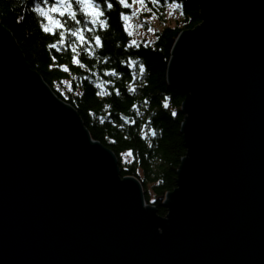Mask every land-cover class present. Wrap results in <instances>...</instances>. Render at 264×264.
I'll list each match as a JSON object with an SVG mask.
<instances>
[{
    "label": "water",
    "instance_id": "obj_1",
    "mask_svg": "<svg viewBox=\"0 0 264 264\" xmlns=\"http://www.w3.org/2000/svg\"><path fill=\"white\" fill-rule=\"evenodd\" d=\"M196 1L164 216L0 23V264H264V0Z\"/></svg>",
    "mask_w": 264,
    "mask_h": 264
},
{
    "label": "trees",
    "instance_id": "obj_2",
    "mask_svg": "<svg viewBox=\"0 0 264 264\" xmlns=\"http://www.w3.org/2000/svg\"><path fill=\"white\" fill-rule=\"evenodd\" d=\"M175 2L181 5V17L177 21L181 25H177V22L173 26L164 25L155 32L151 44H139V47L130 50L133 55L139 53L146 66L142 76L138 66L135 69L137 78L133 83L136 90L130 93L126 90V83L132 70H128V74L122 78L103 75L105 68L124 70L125 66L118 62L130 54L124 48V43L130 38L122 34L117 26L116 14L119 9L109 13L111 27L103 34L104 47L97 51L95 59H84L83 62L88 65L86 70L71 63V53L63 50L64 46H61L60 52L46 47L55 43L58 37L37 33L27 0L24 3L21 0H0V23L11 32L30 68L41 75L58 98L76 110L91 137L115 154L121 175L138 178L145 201L152 203L159 215H164L166 211L160 198L175 187V171L185 154L179 133L183 119L180 105L184 95L168 85L166 65L172 42L179 31L200 23L196 0ZM164 3L165 0H159V3H155L156 9L162 11ZM163 17L160 15V18ZM51 56H56V60H52ZM105 56L110 59L104 60ZM62 64L67 67V71L60 67ZM99 79L115 80L112 87L120 89L121 96H98L96 93L99 89L94 85ZM133 102L137 104L135 110L130 106ZM165 102L167 108L164 107ZM105 103L112 106L105 109ZM172 110L176 111L175 116L171 115ZM125 117H128L127 121ZM141 127L145 131L144 137L140 134ZM149 127L155 130V136L147 132ZM129 149L130 154L127 152ZM122 155L128 156L126 163H122ZM148 187L153 192V201L149 199Z\"/></svg>",
    "mask_w": 264,
    "mask_h": 264
},
{
    "label": "snow or ice",
    "instance_id": "obj_3",
    "mask_svg": "<svg viewBox=\"0 0 264 264\" xmlns=\"http://www.w3.org/2000/svg\"><path fill=\"white\" fill-rule=\"evenodd\" d=\"M24 2L25 0H21V3ZM152 2L159 3V0H152ZM167 2L168 0H165V3ZM27 3L31 6L30 12L35 20L37 33L58 37L55 43L48 44L46 47L60 52L62 50L61 46H64L63 50L71 53V63L87 70L88 65L83 62L84 59H95L97 51L104 47L105 38L103 34L111 27L109 13L119 9L116 14L117 26L121 29L122 34L131 37L133 33L129 31V21L133 15L131 12L133 3L143 6L147 3V0H131V2L130 0H27ZM171 7L179 9L181 5L172 0ZM136 14L139 15V10ZM147 31L152 32L154 30L148 28ZM139 46L132 39L124 43L125 50H129L130 53L118 62L119 65L125 66L124 70H118L117 68H105L103 70L105 77L115 78H122L124 74H128V70H132L130 79L126 83V90L130 93L136 90L133 81L137 78L135 71L137 66L141 76L146 71L145 63L141 61L139 53L133 55L130 52L133 47ZM51 59L56 60V56H51ZM108 59L110 57H104V60ZM60 67L64 71L68 70L63 64ZM64 83L67 84L68 81L65 80ZM114 84L115 80L113 79H99V82L94 85L96 89H99L96 94L102 98L113 95L117 98L120 97L121 91L112 87ZM111 106L109 103L103 105L105 109ZM130 106L133 110L137 109V104L134 102ZM164 107H168L167 102L164 103ZM137 115H140V113L137 112ZM171 115L175 116L176 111L172 110ZM124 119L127 121L128 117ZM147 132L153 136L156 135L155 130L151 127L147 129ZM140 134L144 137L143 127L140 129ZM127 152L130 154L131 149ZM145 211L151 210L145 209Z\"/></svg>",
    "mask_w": 264,
    "mask_h": 264
},
{
    "label": "rangeland",
    "instance_id": "obj_4",
    "mask_svg": "<svg viewBox=\"0 0 264 264\" xmlns=\"http://www.w3.org/2000/svg\"><path fill=\"white\" fill-rule=\"evenodd\" d=\"M171 3L172 2L164 3L162 11L156 9V4L153 3L152 0H147V3L143 6L140 4L133 3L131 9L133 15L129 21V31H131L133 35L129 38L135 40L138 44H151L154 40V35L156 31L160 30L164 25H175L181 17V10L180 8H172ZM138 10L139 15L136 14ZM160 15H164V17L160 18ZM177 25L180 26L181 23L177 22ZM148 28H152L154 31L148 32ZM121 160L122 163H126L128 161V156L122 155ZM148 195L149 199L153 201V192L151 191L150 187H148Z\"/></svg>",
    "mask_w": 264,
    "mask_h": 264
},
{
    "label": "bare ground",
    "instance_id": "obj_5",
    "mask_svg": "<svg viewBox=\"0 0 264 264\" xmlns=\"http://www.w3.org/2000/svg\"><path fill=\"white\" fill-rule=\"evenodd\" d=\"M60 99V98H59ZM63 101V100H62ZM179 129H180V127H179ZM177 169V168H176ZM133 176V175H132ZM163 197V196H162ZM146 204H149V205H153L152 203H147L146 202ZM154 206V205H153ZM165 213H166V211H165ZM165 215V214H164ZM164 215H161V216H164Z\"/></svg>",
    "mask_w": 264,
    "mask_h": 264
}]
</instances>
